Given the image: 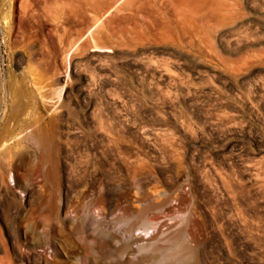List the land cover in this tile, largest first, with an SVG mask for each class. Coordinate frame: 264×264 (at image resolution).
I'll return each mask as SVG.
<instances>
[{
  "label": "rangeland",
  "instance_id": "374dc122",
  "mask_svg": "<svg viewBox=\"0 0 264 264\" xmlns=\"http://www.w3.org/2000/svg\"><path fill=\"white\" fill-rule=\"evenodd\" d=\"M125 1L0 0V264H264V0Z\"/></svg>",
  "mask_w": 264,
  "mask_h": 264
},
{
  "label": "bare ground",
  "instance_id": "6f19581e",
  "mask_svg": "<svg viewBox=\"0 0 264 264\" xmlns=\"http://www.w3.org/2000/svg\"><path fill=\"white\" fill-rule=\"evenodd\" d=\"M119 0H37V2H41V3H43L44 5H45V7H46V9H48L51 13H52V15L53 16H60V15H62V14H64V11L65 10H68V11H70V12H74L76 15H77V17H79V19H82L83 17H84V15H85V13H87V12H90V13H94L95 15H97L98 13H100V12H102V11H107L108 12V10H111L114 6H115V4L118 2ZM135 1V0H134ZM132 2H133V0H126L125 2H123V4H121L120 6H118L119 8L117 9V12H116V14H114L115 16H114V18H112V19H110L108 22H107V20H106V22H107V30H108V36H114V34H115V31H114V33L112 32L113 31V24H114V22H115V20L117 19V18H119L118 17V13H121V15L122 14H124V12L125 11H129V10H131L132 9ZM136 2V1H135ZM134 2V3H135ZM169 2H171V1H169ZM206 2H207V0H206ZM133 3V4H134ZM176 3V2H175ZM208 3H209V1H208ZM207 4V3H206ZM223 4V3H222ZM205 5V4H204ZM60 6V8H58ZM138 6V5H137ZM202 6V5H201ZM201 6H199V7H201ZM217 6V5H216ZM222 6V5H221ZM134 7H136L135 5H134ZM141 7V6H140ZM139 7V8H140ZM202 7H204V6H202ZM138 8V7H137ZM138 8V9H139ZM232 8V7H231ZM196 9H197V7H196ZM195 9V10H196ZM199 9V8H198ZM197 9V10H198ZM202 9V8H201ZM182 10V9H181ZM191 10V9H190ZM193 10V9H192ZM214 10H215V8H214ZM48 11V12H49ZM211 11V10H210ZM216 11V10H215ZM218 11V10H217ZM49 12V13H50ZM69 12V13H70ZM197 12V11H196ZM89 13V14H90ZM104 13V12H103ZM218 13V12H217ZM220 13V12H219ZM72 14V13H71ZM93 14V15H94ZM126 15L128 14L127 12L125 13ZM216 14V13H215ZM66 15V14H65ZM69 15V14H68ZM121 15H120V17H121ZM125 15V16H126ZM130 15V13L128 14V16ZM216 15H219V14H216ZM127 16V17H128ZM201 16V15H200ZM199 16V18L201 19V17ZM215 16V15H214ZM64 18H67V16L65 17V16H63ZM91 17V16H90ZM90 17H88V18H90ZM94 17H96V16H94ZM124 17V16H123ZM127 17H125V18H127ZM132 17V16H131ZM208 17V16H207ZM68 18H69V16H68ZM204 18V17H203ZM53 19V18H52ZM59 19V18H58ZM72 19H73V17H72ZM75 19V18H74ZM66 21H67V19H65ZM95 20V19H94ZM98 20H100V19H98ZM97 20V21H98ZM221 20V19H220ZM219 20V21H220ZM47 21V20H46ZM71 21V20H70ZM88 21H91V20H89L88 19ZM122 21H123V18H122ZM222 21V20H221ZM49 22V21H48ZM68 22V21H67ZM87 22V21H86ZM93 22V21H92ZM94 22H96V20L94 21ZM120 22V21H119ZM52 23V22H51ZM84 23V22H83ZM121 23V22H120ZM219 23V22H218ZM82 24V23H81ZM85 24V23H84ZM66 25V24H65ZM94 25V24H93ZM114 25H116V24H114ZM118 25V24H117ZM185 25V24H184ZM61 26H63V25H61ZM64 27V26H63ZM63 27L61 28L60 27V29L62 30L63 29ZM101 27V26H100ZM89 28H90V26H89ZM92 28V27H91ZM99 28V27H98ZM59 29V28H58ZM66 29V28H65ZM56 30V29H55ZM61 30L59 31H56L57 33H59V32H61ZM87 30V29H86ZM100 30V29H99ZM103 30V29H102ZM116 30V29H115ZM106 31V30H105ZM97 32V30L95 31V33ZM52 33V32H51ZM55 33V32H54ZM61 34V33H60ZM91 34H93V33H91ZM106 34V33H105ZM98 35V34H97ZM97 35H95V36H97ZM60 36V35H59ZM90 36V35H89ZM94 36V37H95ZM105 40V39H104ZM97 42V41H96ZM97 43H99V40H98V42ZM100 44V43H99ZM90 45V44H89ZM74 46V45H73ZM95 46V45H94ZM96 46H97V48H98V44H96ZM95 46V47H96ZM102 46V44L100 45V47ZM114 46V45H113ZM85 47V46H84ZM107 48V47H106ZM101 49V48H100ZM102 49H105V46L104 47H102ZM88 51V50H87ZM83 57V56H82ZM98 56L96 55V58H97ZM88 59V58H87ZM86 58H85V60H87ZM98 59V58H97ZM85 60L83 61L84 63H85ZM84 63H82V64H84ZM81 64V65H82ZM98 73V72H97ZM41 74V73H40ZM42 75V74H41ZM112 76V75H111ZM37 77V76H36ZM42 77V76H41ZM109 78V77H108ZM52 81H54V80H52ZM29 84V83H28ZM59 84V83H58ZM22 87V86H21ZM20 89V88H19ZM22 89H23V87H22ZM38 89V88H37ZM21 90V89H20ZM19 90V93L21 94L23 91H20ZM40 90V89H39ZM10 91H12V90H10ZM29 91V90H28ZM13 92V91H12ZM23 95V94H22ZM28 95H29V93H28ZM19 96H21V95H19ZM18 98V97H17ZM29 98V97H28ZM30 98H32V97H30ZM67 99V98H66ZM15 100V99H14ZM17 103V102H16ZM7 104V103H6ZM18 104V103H17ZM29 104V103H28ZM56 105V104H55ZM14 108L16 107V106H13ZM14 108H12L13 110H14ZM18 107H16V109H17ZM23 108V107H22ZM21 110V109H20ZM19 110V111H20ZM57 110H58V108H57ZM18 111V110H17ZM23 114V113H22ZM19 115H21V112H15L14 113V111H13V114H11V116H10V118H11V121L12 120H15V119H19L18 117H19ZM26 115H27V113H26ZM6 116V115H5ZM25 116V115H24ZM10 120V119H9ZM19 124V123H18ZM7 126H8V124H7ZM1 132V131H0ZM109 132V131H108ZM141 168V167H140ZM97 171V170H96ZM144 172V171H143ZM84 173H86V172H84ZM87 174V173H86ZM89 174V173H88ZM92 174V173H91ZM138 174V173H137ZM140 175V174H139ZM94 176H96V174L94 175ZM93 176V177H94ZM98 176V175H97ZM103 176V175H102ZM88 177V176H87ZM98 178H99V176H98ZM80 180V179H79ZM1 182V181H0ZM82 182V181H81ZM93 183V182H92ZM96 183V182H95ZM104 184V183H103ZM90 185V184H89ZM71 186V185H70ZM92 186H93V184H92ZM96 186V185H95ZM72 187V186H71ZM70 187V188H71ZM79 187V186H78ZM141 187V186H140ZM154 187H156V185L154 186ZM111 189V188H110ZM156 189V188H155ZM72 190V189H71ZM76 190V189H75ZM91 191V190H90ZM153 191H154V189H153ZM152 191V192H153ZM84 192V191H83ZM93 192V191H92ZM92 192H91V194H92ZM68 193H69V191L68 190H66V195H67V197H66V201H65V207L66 208H69V207H71V205H72V199L70 200L69 198H68ZM94 193V192H93ZM95 193H96V191H95ZM94 193V195H92V197H93V199L91 200V202H92V204L93 203H96V205H97V203H99L101 200L99 199L100 197H101V199L103 198L104 199V197H102V196H100V197H98L96 194ZM99 193V192H98ZM128 193V192H127ZM147 193V192H146ZM140 194V193H139ZM138 194V195H139ZM157 194V193H156ZM99 195V194H98ZM126 195V194H125ZM143 195V198L141 199V197L139 198L140 199V201H138V202H140V203H143V201H144V199L146 198H148L147 197V195H144V193L142 194ZM141 195V196H142ZM89 196V195H88ZM83 197V196H82ZM108 197V196H107ZM152 197H153V195H152ZM156 197H158L159 198V196L158 195H156ZM111 198V197H110ZM127 198V197H126ZM129 198V197H128ZM138 198H136V200L138 199ZM120 200V199H119ZM158 199H156V201H157ZM162 201V200H161ZM164 201V200H163ZM102 202H103V200H102ZM101 202V203H102ZM159 202V200L157 201V202H154V204L156 205V204H160V202ZM165 202V201H164ZM90 203V202H89ZM100 203V204H101ZM105 204V205H104ZM127 204V203H126ZM128 204H131V202L130 203H128ZM127 204V205H128ZM137 204V203H136ZM153 204V203H152ZM103 205H104V207H103ZM161 205H162V203H161ZM160 205V206H161ZM102 207H100L101 209H102V211H101V209H100V213L102 212V214H103V217L106 219L107 218V216H109V215H111L112 214V212L114 211V209H116V205H115V203H114V201H112V199H109L108 198V200H106V197H105V199H104V202L102 203V205H101ZM119 206V205H118ZM130 205H128V208H125L126 209V211L128 212V214H126V215H129L130 217H136L135 215H139V217H137V221L139 220V222H141L142 224H141V229H142V235H143V237H145L146 239L147 238H150V234H152L153 232L152 231H150V224L148 223V221H146L145 219H147V218H145V215H146V210L147 209H144V211L143 210H140L138 213H137V211L135 212L134 210V212L133 211H131V209L132 208H130L129 207ZM153 206V205H152ZM151 206V207H152ZM131 207H133V206H131ZM89 208V207H88ZM136 208V207H135ZM145 208V207H144ZM156 208V206L155 207H153V209H155ZM158 208V207H157ZM122 209H124V206L122 207ZM121 209V210H122ZM150 210H152L151 208H149ZM125 211V210H124ZM97 217V216H96ZM120 219V218H119ZM121 220V219H120ZM119 221V220H118ZM139 222H137V223H139ZM82 224V226L83 227H85L86 226V224H90L91 226H93V228L96 226L98 229H100L101 228V226H99L100 224L98 223V221H97V218H95L94 216H92V217H90V218H88V219H84L83 220V222L81 223ZM134 224V223H133ZM133 224H131L133 227L135 226V224L133 225ZM133 227L131 228L132 230H133ZM93 230V229H92ZM94 232V231H93ZM99 232V231H98ZM115 232V231H114ZM125 232V231H124ZM126 232H130V231H128V230H126ZM96 233H97V231H96ZM100 233V232H99ZM94 234V233H93ZM99 236H101V235H99ZM177 238V237H176ZM175 238V239H176ZM187 242V241H186ZM184 243V240L183 239H176L175 241H173L172 243H171V246L167 249V250H164V251H162V252H160L157 256H158V258H161L163 261H165L167 264H194V257H195V255H196V252L194 251V250H191V249H179V245H182Z\"/></svg>",
  "mask_w": 264,
  "mask_h": 264
}]
</instances>
